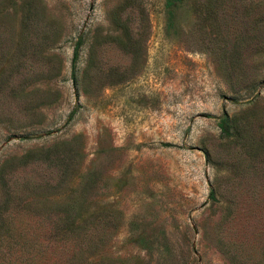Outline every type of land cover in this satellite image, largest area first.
<instances>
[{
  "label": "rangeland",
  "instance_id": "obj_1",
  "mask_svg": "<svg viewBox=\"0 0 264 264\" xmlns=\"http://www.w3.org/2000/svg\"><path fill=\"white\" fill-rule=\"evenodd\" d=\"M165 4L0 0V264H65L10 229L72 183L90 264H264V0Z\"/></svg>",
  "mask_w": 264,
  "mask_h": 264
},
{
  "label": "trees",
  "instance_id": "obj_2",
  "mask_svg": "<svg viewBox=\"0 0 264 264\" xmlns=\"http://www.w3.org/2000/svg\"><path fill=\"white\" fill-rule=\"evenodd\" d=\"M184 1L185 0H166L165 8L171 22L176 17L178 9ZM115 25L117 26V22H115ZM82 46L83 41L80 38L74 50L72 65L73 77L75 81L77 62L79 60ZM73 116L74 113L71 117ZM219 127L222 133L228 135L230 134V125L227 116L221 119ZM71 188L72 189L70 190L67 199L69 203L65 208H63L61 203L55 202L54 199H50V195L48 194L40 196L35 193V195H33L36 198L40 197L48 200L50 204L48 206L46 202L42 200V204H44L46 208L41 210V212L35 211L36 213H34V217H41L43 220L60 221V223H57L56 226L50 227L40 224L37 228L30 229H22L14 226L10 229V232L12 233V238L15 239V241L16 239L22 240L23 244L34 247V250H37V247H41L42 242H39L41 238H54L56 243L59 242L63 244V249L66 253L71 252L69 257L66 256L65 264H90L91 254L95 252H98L99 254L105 246L102 242L95 240L94 236L96 233L93 231L94 228L90 226L89 220L92 216L91 204L94 193L86 191L84 188L85 194L81 198L77 199L76 196L73 195L72 190L75 191L79 188V186L75 187V183H72ZM19 240L16 241L18 243H12V246L19 245ZM66 247L67 249H65ZM62 254L65 255L64 252Z\"/></svg>",
  "mask_w": 264,
  "mask_h": 264
}]
</instances>
